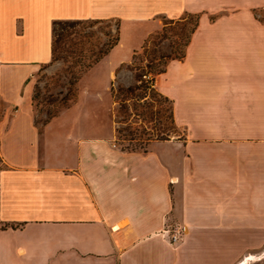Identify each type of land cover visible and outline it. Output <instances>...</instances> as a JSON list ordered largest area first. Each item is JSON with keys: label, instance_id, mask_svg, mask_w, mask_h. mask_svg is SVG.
Masks as SVG:
<instances>
[{"label": "crops", "instance_id": "1", "mask_svg": "<svg viewBox=\"0 0 264 264\" xmlns=\"http://www.w3.org/2000/svg\"><path fill=\"white\" fill-rule=\"evenodd\" d=\"M188 13L184 55L154 84L183 135L124 148L95 103L36 122L54 19L130 27L113 70ZM0 96V264H264V0H0Z\"/></svg>", "mask_w": 264, "mask_h": 264}, {"label": "rangeland", "instance_id": "2", "mask_svg": "<svg viewBox=\"0 0 264 264\" xmlns=\"http://www.w3.org/2000/svg\"><path fill=\"white\" fill-rule=\"evenodd\" d=\"M196 19L194 13L179 18L162 15V27L149 34L129 62L113 70L104 59L119 51L131 53L129 47L138 39L132 40L130 27L121 26L116 18L62 19L55 28L54 60L43 65L35 77L36 122L42 124L67 108H87L95 103L103 119L115 125L116 141L122 147L146 148L151 138L183 135V127L173 119L172 100L161 95L151 81L142 82L139 77L147 72L143 77L150 79L170 57L184 53ZM117 36L109 52L96 59ZM141 40L142 36L138 46ZM124 79L133 82L125 84ZM89 87L108 92L99 98H81L80 93ZM8 109V102L0 96V120Z\"/></svg>", "mask_w": 264, "mask_h": 264}, {"label": "trees", "instance_id": "3", "mask_svg": "<svg viewBox=\"0 0 264 264\" xmlns=\"http://www.w3.org/2000/svg\"><path fill=\"white\" fill-rule=\"evenodd\" d=\"M195 15L197 16V19H196V22H195L194 26H193L192 29L190 30V33H189V35H188V39H187V41H186V45H187L188 41L190 40V37H191L193 31L195 30V28L197 27V24H198V15H197V14H195ZM62 19H70V18H56V19L53 20V42H54V34H55V28H56V25H57L58 23L62 22ZM72 22H73V21H72ZM118 39H119V36H117L116 38H114L113 40H111L110 42H108V43H107V46L104 47V48L100 51V53L97 55L96 59H98L99 57H102L104 54H106L107 52H109V50H110V49L116 44V42L118 41ZM186 45H185V47H186ZM144 48H146L145 45H144ZM184 52H185V50H184ZM183 55H184V53H183L181 56H183ZM181 56H172V57H170V58H176V57H181ZM170 58H169V59H170ZM53 60H54V47H53V58H52V61H53ZM52 61H51V62H52ZM167 62H168V60L166 61L165 65H164L163 67H160V68H158L156 71H154L153 76H152L150 79H146L145 77H143V75L147 74V72H143V73L140 75L139 79L142 80V82H143L144 80H146V81H151L152 85H154V84H155V77H156V75H157L158 73H160V72H163V71L165 70L166 65H167ZM153 87H155V85H154ZM155 88H156V87H155ZM156 90H157V89H156ZM157 91H158V90H157ZM158 92H159L161 95H163L166 99H170L168 96L164 95V94L161 93L160 91H158ZM173 116H174V114H173ZM173 119H174V117H173ZM174 121H175V119H174ZM158 137H159V136H158ZM165 137H167V136H165ZM131 138H133V136H132ZM159 138H162V136H160ZM151 139H152V138H151ZM124 148H128V149H142V148H138L137 146H128V147H124Z\"/></svg>", "mask_w": 264, "mask_h": 264}, {"label": "built area", "instance_id": "4", "mask_svg": "<svg viewBox=\"0 0 264 264\" xmlns=\"http://www.w3.org/2000/svg\"><path fill=\"white\" fill-rule=\"evenodd\" d=\"M182 230H183L182 226H177V228L172 231V233H171L172 243H176L177 241H179L182 238V235H183Z\"/></svg>", "mask_w": 264, "mask_h": 264}]
</instances>
